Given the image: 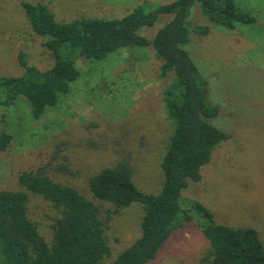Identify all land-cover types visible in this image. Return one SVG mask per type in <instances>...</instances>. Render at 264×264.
Wrapping results in <instances>:
<instances>
[{
	"label": "rangeland",
	"instance_id": "rangeland-1",
	"mask_svg": "<svg viewBox=\"0 0 264 264\" xmlns=\"http://www.w3.org/2000/svg\"><path fill=\"white\" fill-rule=\"evenodd\" d=\"M172 1L0 0V76L22 75L20 54L39 70L52 64L45 39L31 32L21 2L46 4L58 21H70L120 18L144 3ZM232 1L255 22L234 23L228 30L211 22L197 3L189 10L191 39L185 49L207 81L209 102L219 106L209 122L230 138L213 149L201 179L182 190L179 205L195 220L192 203L208 209L218 224L251 227L264 246V0ZM169 19L159 16L138 34L151 39ZM196 26L207 27V33L196 34ZM75 66L80 77L40 119H33L22 96L0 107V130L4 120L12 137L0 151V191L20 190L22 171L44 167L52 180L76 188L105 216L113 207L93 199L87 188V179L100 169L124 160L139 190L156 195L161 188L160 162L172 131L162 100L169 77L159 76L160 61L150 48L118 49L101 61L78 58ZM56 215L49 202L29 194L28 216L47 242ZM141 218L137 203L110 217L105 233L110 252L100 264H112L140 236ZM194 219L173 229L146 264H200L208 244Z\"/></svg>",
	"mask_w": 264,
	"mask_h": 264
},
{
	"label": "trees",
	"instance_id": "trees-1",
	"mask_svg": "<svg viewBox=\"0 0 264 264\" xmlns=\"http://www.w3.org/2000/svg\"><path fill=\"white\" fill-rule=\"evenodd\" d=\"M196 3L211 22L228 30L234 23L255 22L232 0L144 3L120 18L78 17L70 21H58L46 4L20 3L31 32L45 39L43 46L52 64L39 70L20 54L22 75L0 76V107L11 106L22 96L32 107L33 119L38 120L80 77L75 66L78 58L101 61L118 49L150 48L160 61L159 76L169 77L162 100L172 131L161 158L163 181L156 195L134 185L124 160L87 179L91 197L113 207L105 216L76 188L52 180L44 167L22 171L20 190L0 191V264H100L110 252L105 234L110 217L132 203L142 210L140 236L112 264H146L156 257L173 229L194 219L179 205L181 192L190 181L201 179L200 170L213 149L230 138L209 122L219 114V106L209 102L207 81L185 49L191 39L189 10ZM159 16L170 19L151 39L138 34L140 28L154 25ZM207 29L196 26L193 31L203 35ZM2 123L0 151L12 139L4 120ZM29 194L49 202L57 214L49 225V242L28 216ZM191 207L199 218L194 219L195 225L208 244L200 264H264V246L255 229L218 224L204 206L192 203Z\"/></svg>",
	"mask_w": 264,
	"mask_h": 264
}]
</instances>
